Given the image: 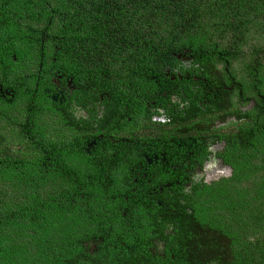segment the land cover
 <instances>
[{"label": "trees", "instance_id": "obj_1", "mask_svg": "<svg viewBox=\"0 0 264 264\" xmlns=\"http://www.w3.org/2000/svg\"><path fill=\"white\" fill-rule=\"evenodd\" d=\"M176 50L232 87L185 120L233 117L218 134L232 173L165 235L131 169L170 132L145 104ZM0 264H264V0H0Z\"/></svg>", "mask_w": 264, "mask_h": 264}, {"label": "flooded vegetation", "instance_id": "obj_2", "mask_svg": "<svg viewBox=\"0 0 264 264\" xmlns=\"http://www.w3.org/2000/svg\"><path fill=\"white\" fill-rule=\"evenodd\" d=\"M172 53L173 61L162 68L164 75L155 83L151 93L153 98L148 99L145 104L150 119L162 124V127L170 132L167 139L159 140L161 146L156 152L140 143L142 149L140 147L139 151L143 160L138 161L131 169L133 192H137L134 195L140 196L141 206L147 217L153 219L157 225L164 226L162 230L165 235L173 233L174 227V222L166 219L170 214L178 213L181 204L187 205L197 187L211 184L232 173L231 166L223 158L225 140L220 139L221 136L218 134L220 127H226V123L228 125L222 129V133L229 130L231 127L229 124L232 125L234 121L233 117L225 115L226 120L222 122H219L220 120L213 122L207 118V121L202 120L205 123L202 126L198 125L196 129L185 125V120L190 117L197 118L201 111L213 107L212 101L216 98L218 89L225 87L228 88L226 90H230L232 87L222 84L218 89L209 88V81L203 74L205 68L200 66L199 62L186 52L176 50ZM67 85L70 86V82ZM66 89L67 86H62L51 95V99L59 98L62 102ZM72 89L70 86V93ZM96 106L98 110L96 117H100L103 108L97 102ZM248 106H243L242 110ZM88 115L89 112L83 107L74 112L76 119L82 116L87 118ZM209 115L212 116V113ZM174 119L178 124L172 122ZM112 135L117 137L115 141L118 144L124 139L121 131ZM91 144L94 142H88L86 146L89 151L93 148ZM185 210L191 211L189 205ZM122 215H127V212H123ZM152 242L153 246L149 248L151 253L163 257L168 250L166 241L153 238ZM95 247L96 243H91V249Z\"/></svg>", "mask_w": 264, "mask_h": 264}]
</instances>
